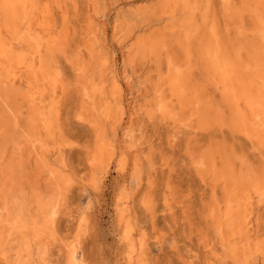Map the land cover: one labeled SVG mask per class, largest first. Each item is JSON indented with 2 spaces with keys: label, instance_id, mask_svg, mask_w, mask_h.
Here are the masks:
<instances>
[{
  "label": "bare ground",
  "instance_id": "6f19581e",
  "mask_svg": "<svg viewBox=\"0 0 264 264\" xmlns=\"http://www.w3.org/2000/svg\"><path fill=\"white\" fill-rule=\"evenodd\" d=\"M217 1L218 12L212 10L213 0H153L137 9L135 19L142 24L147 25L152 17H167L172 22L168 38L165 31L136 35L130 51L135 61L153 59L157 69L162 59L166 62L165 71L158 69L159 78L153 84V109L196 133L228 130L241 135L262 160L261 168L250 167L242 154L237 156L217 143L195 155V172L210 188L206 216L217 228L220 243L228 251L226 257L230 263L254 264L264 259V232L250 239L254 207H264V0ZM53 3L60 7L56 0H0V209L5 212L0 214V264H12L13 243L28 258L34 249L43 253L42 244L57 240L56 213L72 183L65 161L47 162L46 156L56 147L63 149L59 116L71 84L80 91L81 110L76 117L91 131L82 149L90 186L99 189L112 166L120 173L125 168L124 156L121 152L114 155L115 146L104 127L122 121L123 112L119 83L107 73L110 66L102 36L93 29L83 43L85 57L70 59L64 49L67 34L57 29ZM243 20L249 24L246 29ZM230 31L251 38L232 41ZM59 54L75 73L73 82L62 71ZM14 148L18 157L13 156ZM32 156L43 163L39 172L44 171L53 193L50 200L36 199L33 210L23 197L25 192L20 195L17 190L32 187L19 180L28 174L24 164ZM2 160L7 161L3 166ZM129 189L123 185L116 192L113 211L124 262L147 264L145 235L138 226ZM12 198L13 205L9 203ZM89 219L84 215L76 220V240L61 246L65 252L62 264H91L84 257Z\"/></svg>",
  "mask_w": 264,
  "mask_h": 264
},
{
  "label": "rangeland",
  "instance_id": "374dc122",
  "mask_svg": "<svg viewBox=\"0 0 264 264\" xmlns=\"http://www.w3.org/2000/svg\"><path fill=\"white\" fill-rule=\"evenodd\" d=\"M56 1L60 7L53 3L52 13L57 29H63L67 34L64 49L70 59L85 57L83 43L91 36L93 29L98 36L100 34L102 36L99 37L104 44L110 66L107 73L114 76L119 83L123 112L122 121L115 125L108 122L104 127L115 146L114 155L121 152L124 156L125 168L123 173H120L112 166L100 187L98 186L99 189L90 186L89 171L82 149L91 138V131L87 124L76 117L81 110L80 91L77 86L71 84L62 101L59 116L62 133L59 140L63 143V149L59 150L56 147L55 151L46 156L47 162H54L59 158L65 161L72 183L56 213L57 240L52 245L42 244L44 252L39 254V251L34 249L28 258L24 252L19 253V246L13 243L10 250L11 263L62 264L65 252L61 246L65 242L76 240V220L87 215L91 221L89 219L84 239V257L91 264H98L97 261L100 264H125L124 246L119 240V229L113 212L115 194L125 185L130 188V203L133 204L131 205L138 226L145 235L147 264H234L226 257L228 251L220 243L214 222L206 216L211 203L210 188L208 182L200 181L195 172V155L210 144L217 143L231 149L237 156L241 157L242 154L245 163L250 167L261 168L263 163L247 141L243 137L241 140V135L239 137L228 130L196 133L189 126L163 117L150 106L153 99V84L159 78L158 69L165 71L166 62L162 59L157 69L156 62L149 57L135 61L130 45L136 35L144 36L143 33L151 35L165 31L163 35L168 38L171 19L152 17L147 25L142 24L139 18L138 21L135 19L137 16L134 11L149 3L152 4L153 0ZM219 9V2L213 0L212 10L218 12ZM122 14L126 20L125 17H121ZM119 20L124 21V24ZM127 21H132V24ZM243 22L246 29L249 24L245 20ZM120 27L123 28L122 31ZM234 34L236 35L230 31L232 41L244 42V39L251 38L241 33L238 34L239 37ZM62 56L59 54L57 60L62 66V71L68 74L69 81L73 82L75 73ZM197 76L201 77L202 73L197 71ZM185 116L179 115L180 118ZM53 141L56 139L50 140V143ZM11 151L14 152L13 156L18 157L15 148ZM6 162L2 160V166ZM24 165L28 174L19 180H23L26 185L32 183V187L25 186V189H20L21 186L17 187V190H20V195L25 192L26 196L23 197H26L27 201L23 199L33 210L36 199L50 200L53 193L46 182L44 171L39 172L44 168L43 163L36 162L32 156ZM6 196L10 198L11 195L8 193ZM3 200L1 202H4ZM13 200L14 198L9 200L11 205L14 204ZM17 202L19 203L18 200ZM10 209L14 210L13 207ZM2 212L0 209V214L3 215L5 212ZM253 213L254 220L250 231L252 241L264 232V207L255 206ZM13 214L12 212L9 216ZM258 260L254 264H264V259Z\"/></svg>",
  "mask_w": 264,
  "mask_h": 264
}]
</instances>
